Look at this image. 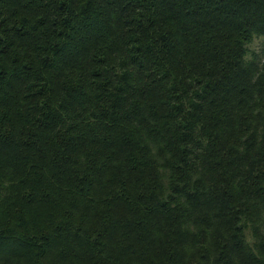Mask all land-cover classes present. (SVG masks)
Here are the masks:
<instances>
[{"label": "trees", "instance_id": "1", "mask_svg": "<svg viewBox=\"0 0 264 264\" xmlns=\"http://www.w3.org/2000/svg\"><path fill=\"white\" fill-rule=\"evenodd\" d=\"M0 264H264V0H0Z\"/></svg>", "mask_w": 264, "mask_h": 264}]
</instances>
